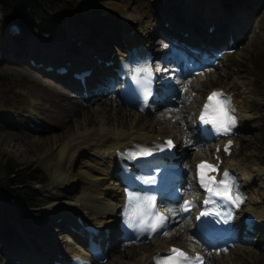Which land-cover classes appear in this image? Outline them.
Returning a JSON list of instances; mask_svg holds the SVG:
<instances>
[{"label": "rangeland", "instance_id": "rangeland-1", "mask_svg": "<svg viewBox=\"0 0 264 264\" xmlns=\"http://www.w3.org/2000/svg\"><path fill=\"white\" fill-rule=\"evenodd\" d=\"M60 1L63 4L69 2L73 7L69 12L65 11L63 14L62 8H56V12L60 14L59 16L58 13L55 14L56 17H59V25L35 20V26L31 31L27 30L21 23L22 33L18 36H12L9 33L6 16L0 10V158L13 157L22 167L23 165H31L43 180L42 183L35 182L33 184L40 189L42 194L38 196V205L32 209L18 206L15 202H11L10 199L0 195V213L7 218L5 219L6 227L0 232V264H9L11 260L9 259L10 251L15 248L18 251L21 249V244H26V247L34 255H43L46 246L42 239L47 236L53 243L56 242L61 251L73 245V237L66 228H61L57 224L55 215H51L60 210L63 205L64 207H74L75 211L79 210L83 215H88L91 218L94 216L93 211L98 208L96 204L102 203L97 201L99 200L97 197L95 199V197H88L87 195L92 188L87 171L93 172L88 168L91 160H93L91 157L92 150L89 149L88 145L92 143L93 138L86 140L82 145L74 146L71 141L66 142L73 129H82L83 124H86L88 129L94 130L100 125V121L105 123V126L109 127L108 129H117V127L125 129L137 123V128H141L140 125H146L145 129H141V131L150 128L152 131L161 132L163 130L166 132L164 135L167 133L176 135L174 139L179 143L180 148H184L181 134L186 133L187 126L190 127L193 134H197L194 117L205 91L213 86L228 89L237 83L240 88L236 90V97L239 101L244 97L247 99L248 107L245 113L246 115L250 114L249 122L238 126L235 146L231 154L226 156L225 164H234L243 156L249 157V160L253 157L252 159H255L257 163L255 166L259 170L261 168V176L263 177L260 182L255 183V187L262 186L261 189L264 191V67L258 68L262 59L261 56H264V0H217V2L192 0L201 7L210 2L209 7L216 13L212 15L217 18L219 29L228 24L234 28L233 23H241L245 17L249 18L252 25L250 30H245L242 40L238 43L240 46L233 53L226 54L221 65L211 69V72L202 77L199 82L190 81L192 85H188V87L176 85L174 72L168 70L167 66L173 64L172 55L164 59V53H167V49L170 50L168 52L170 54L174 52L168 38L173 37L174 31L167 32V26L163 23L167 21L168 14L182 21L177 22L176 31L178 33L182 29H189V27L197 32L200 29L206 32L209 22L203 23L197 18V23H188L187 16H193L192 14L202 16L201 13L204 12L201 8L193 7L190 0ZM212 2L218 6H214ZM253 5L256 6V10L254 14L248 15L246 8L252 9ZM118 11L124 17L138 19L139 26L141 25L140 27L147 30V34L144 36L146 38L145 43L152 47L155 52L154 61L160 72V77L164 78L163 81H168L170 86H174L176 93V95L173 92L164 93L165 100L157 102L152 111L144 112V115L141 114L139 121L134 120L136 122H133L134 116L128 110L125 111L129 115L123 118L121 115L119 117L118 109L123 108V104L119 106L120 103L114 102L116 104L113 105L115 109L113 106L111 109L107 107L103 109L104 102L102 103L101 99L95 100L91 104V102L81 98L76 90L66 86L63 79L42 74L39 69L30 66L28 61L31 57H34L37 62L44 60L43 48L32 47L33 50L30 53H28L29 47L23 48V51L18 48L15 51L22 58L15 62L10 60L12 55L9 49L11 48H4L9 34L14 43L27 45L28 42L25 40H28L30 36L37 38V34L53 42L55 48L60 46L66 50L65 54H60L57 58L63 59V56L66 55L78 56L81 54L80 60L75 61H78L77 63L79 61L85 62L90 55V47L94 46L93 48L97 50L99 49L98 45L102 48L107 44L111 45L116 39L114 36L118 29L116 25L119 23V19L122 21V17L117 16ZM163 14L166 17H163ZM12 20L16 22L19 19L12 16ZM186 20L188 22H185ZM125 21L122 22L125 23ZM257 25V29L254 30L253 27ZM55 26L58 27L54 28ZM86 28L96 32L93 37L87 38V41L82 44L83 46H78L76 49V47L66 45L70 36H74L79 30ZM131 30H134L133 34H136L140 29L133 28L129 31ZM97 31H103L105 34L102 35V32L97 33ZM99 38L103 39L102 44L99 43ZM225 39L226 37L223 38V42ZM8 40L11 39L8 37ZM56 50L58 49L56 48ZM106 51L108 53L110 50L107 49ZM110 93L114 94V89H110ZM183 95L191 100H185ZM105 96L108 95L105 94ZM58 99L61 100L58 101ZM68 99L84 102L85 107L79 110L80 114L76 118H73L72 115L75 114L73 112L61 111L65 107L69 110L70 104L66 105ZM106 100L111 101L109 97ZM191 104L196 107L193 111L188 107ZM124 107L127 109L126 105ZM87 118H90L91 123H86ZM33 121L37 125H34ZM152 131L148 132L152 134ZM178 133L179 136H177ZM62 142L66 143L68 147H65L67 151H63L60 156L59 147ZM212 146L213 144L209 142H201L197 136L190 148L181 149L186 150L183 161L188 163L186 167L189 169L185 175L186 186L190 185V168L193 161L211 155ZM108 182L111 185L116 184L113 179H108ZM102 187L105 188V186ZM187 190L193 191L192 187H188ZM106 196L100 195L104 203L109 204L115 201L111 196ZM262 200L264 205V198ZM63 211L65 210L61 209L59 214ZM73 215H75L74 212L71 214L68 224L73 220ZM48 225L51 226L50 229L46 228ZM175 229V223H171L169 231L172 230V232L166 237V242L170 241L171 238L169 237L175 232ZM174 240L182 242L178 238ZM263 243L253 246L247 240L237 241L235 245L230 246L229 250L223 251L224 253L214 250L212 253L215 254L211 256L207 264H264V245L261 247ZM238 244L241 248L245 246L250 250L244 252L243 255L239 254L238 248L240 247ZM121 259L120 254L117 256L116 251L111 250L108 260L104 264H111L113 260L112 264H116L115 260Z\"/></svg>", "mask_w": 264, "mask_h": 264}, {"label": "bare ground", "instance_id": "bare-ground-1", "mask_svg": "<svg viewBox=\"0 0 264 264\" xmlns=\"http://www.w3.org/2000/svg\"><path fill=\"white\" fill-rule=\"evenodd\" d=\"M190 1H191L190 4L193 7L198 8V9L201 8V10L203 9L204 12L201 13L202 16H195V14H192L193 16H187V19L189 20V22H188V20H186L185 22L194 24V23H197V21H198L197 18H199L203 23H205V22L215 23V31H214V33L212 32V35L210 37H217L218 40H220L219 35L221 36V34H219L217 32L219 29V25H218L219 22H217L216 21L217 18L214 15H212V14H216V13H214V10H212V8L209 7L210 2H208V4L205 3L204 7H201L198 3L195 4L192 0H190ZM213 1L217 2V0H213ZM213 5L216 7L218 6V4H215V3H213ZM255 5H253L252 9L246 8L248 15L254 14V11L256 10ZM117 16L122 17L121 18L122 21L123 20L125 21V19H126V21L124 23V22L120 21V19H119V23L116 25V27L118 29H117L116 35H114L116 39L113 41V43H111V45L107 44L105 47H102V48L100 47V45H98L99 49H97V50H96V48H93L94 46L90 47L89 51H91V52H90L89 57H87V60L85 61V63L82 64V61L78 63L82 66L83 65L88 66V65L92 64L91 76L87 78V87L89 88L88 89V95H87V97H85L84 95H82L81 92L79 94H80L81 98H84L89 103L91 102V104L95 100L99 101L101 99L102 103L104 102V105H102L103 109H105L106 107L111 109L113 105L120 103L119 104V106H120L121 104H123V108L118 109L119 113H120L119 117L122 116L121 118H123V117H126L127 115H129L125 111V110H128V112L134 116L132 118L133 122H136L134 120L139 121V118H141V116L144 115L143 111L140 112L136 109H133L130 106L128 107L124 103L123 99L118 96L117 93H114V94L110 93V87L111 86H110L109 81L112 80L113 76L112 75L108 76L107 74H112L111 73L112 67L115 66V64L114 65H105L102 62L96 61L97 57H102L107 53V51H106L107 49L110 50V52H112L114 49L117 50L116 56H115V60H117L119 55L121 53L125 52V50H122L123 52L121 50H119L118 45H125V46L130 47L131 45L138 44V42H140L143 46L149 48V45L145 43L146 38L144 37L147 34V30L140 27L141 25L139 26V20L133 19L132 17L130 18L128 16L124 17L122 14H120L119 11L117 12ZM164 16H165V14H163V17ZM166 19H167V21L170 22V24H172V28L166 27L167 32L176 30L177 26H178L177 22L181 21L180 19L177 20L176 17H171L168 14H167ZM168 19H170V20H168ZM242 21H241V23H239V22L234 23V27H236V31L240 34L246 28V24L248 23V17H245V19H243ZM186 25H184V26H186ZM133 28H136V30L137 29H140V30L136 34H129L128 31L130 29H133ZM197 28L200 29L199 27H197ZM70 30H71V28H70ZM187 30H189V33L190 32L192 33L193 36H191V38H194L193 39L194 41L197 39V42L200 41V38H202V37H209L207 32L205 33L202 29H200L199 32H197L196 30H193L192 27H189V29H187ZM95 32L96 31H94V30L90 31L87 28L79 30L77 32V34H74V36H70L68 44H66V45L71 46V47H76V49H77L78 46H80V47L83 46L82 44L85 41H87V38H90V36L93 37L95 35ZM98 32H100V31H97V33ZM101 32L100 33L102 35L105 34L103 31H101ZM149 34H148V36H149ZM114 36H112V37H114ZM173 36H175L174 39H175L177 45L180 44L183 37L181 35H178L175 31H174ZM8 37L11 40H8ZM8 37L6 39V42H5L6 44H5L4 48L5 49L11 48V49H9L10 53L12 55V57H10V60L14 61V62L18 61L19 58L20 59L22 58V56H19V54H17L18 52L15 51L18 48H19V50L23 51V48L27 49L29 47L28 53L32 52V50H33L32 47H40L41 49L43 48L44 49L43 54L45 56L44 59H48V60H51L53 62H55L56 59L60 60V58H57V57H59L60 54L66 53L65 52L66 50L61 48L60 46H57L56 48L58 50H56L55 45L53 46V42L48 41L43 36L41 37L37 34H36L37 38L30 36V38L28 40H25V42L26 41L28 42V45L25 43L16 44L12 41L10 34L8 35ZM143 38H145V39H143ZM102 41H103V39L99 38V43L102 44ZM169 51H170L169 49L166 50L167 53ZM93 53H98V56L94 57ZM69 56L70 55L63 56V61L70 59L74 65H77L76 63L78 61H75L77 59L76 58L73 59L72 58L73 56H70L71 57L70 58ZM43 57H41V58H43ZM167 67H168V70H172L171 64ZM155 69L158 71V67L155 66ZM40 72L42 74L49 75L52 77H58L60 79H63V81H68L67 75H57L56 73H54L52 71L46 72L44 69L40 70ZM207 74H208L207 72L199 73V75L197 77H194L192 80L191 79H189V80H191V82L193 80L199 82L201 80V78L206 76ZM101 75H103V77L101 78L102 81H100V80L96 81V79H94L95 77L100 78ZM106 75H107V77H106ZM65 76H67V77L65 78ZM163 80H164V78L163 79L160 78L159 82H158L160 92H164V90L168 91L170 89L174 90V87H169L170 84L168 83V81H166V80L163 81ZM191 82L190 81L186 82L183 80H179V78H177V82L175 84L188 87V85H192ZM54 83H57V82H54ZM72 85L74 86V88H76V91H79V88H78L76 82ZM239 88H240L239 84L235 83L231 87H229L227 92L232 95L233 104L235 106H237L239 124L245 125L246 123L249 122L250 114L246 115V113H245V111L248 107L247 102H246L247 99L244 97L242 100L239 101V99L236 97V90H238ZM105 94H107L108 96H105ZM108 97L111 100L109 102L106 100V98H108ZM183 98L187 101L191 100L189 97H186L185 95H183ZM204 98H205V95L203 96V99ZM59 100H61V99H58V101ZM159 101H161V98H160V100L153 101L152 104L149 105L148 109H150V111H152L153 107ZM67 102L68 103H66V105L70 104L69 110L66 109V107H65L61 111L67 112V113H69V112L75 113L73 115L71 113L73 118L78 117L80 114L79 110H81L83 107H85V105L83 104L84 103L83 101L82 102L81 101L75 102L73 100L68 99ZM114 102H116V104ZM124 105L127 106V109L124 107ZM188 107H190L191 111L195 110V108H196V107H194L193 104L189 105ZM113 108H114V106H113ZM76 112H77V114H76ZM157 119H158V117H157ZM166 120H168V119H166ZM86 123H88V124L91 123L90 118H87ZM33 124L37 125V123H35V122ZM99 124L100 125L97 126L94 130L88 129L86 127V124H83L82 129H79V130L77 128L73 129V131L70 134V138L68 140H66V142L71 141L72 145H74V146L80 145V144L82 145L84 142H86V140H88V139L91 140V138H93L92 143L90 145H88L89 149H91L93 151V152L91 151V153H92L91 157L93 160H91L92 161L91 164L88 163L89 164L88 168L90 170H93V172L87 171L88 175L91 179V185H92L91 191H90V193L88 192L87 195H88V197H93V198L95 197V199L97 197L99 199L97 201H101L102 203L96 204V206L98 208L95 211H93V214H94L93 217L90 218L88 215H84V219H85V221H91L92 223L94 222L96 225H99V226L102 225L104 227H106V226L109 227L110 232H109V237L107 238V240L110 242L109 252L111 250H115L117 256H118V254H120V256L122 258L121 260H115L116 264H154V261H153L154 256L156 254H158L160 250L166 249L168 247V245H170V243H175V244H178L180 246H184L187 249L194 250V248L197 247L195 244V241H197V239H196V233L194 232L195 230L193 227V222L190 220L191 214H188L187 216L182 217L181 213L176 217H172V219H171L172 222L175 223L176 229H175V232L172 233L171 236L169 237V238H171L169 242H166L167 236L162 235V236H159L158 238L149 239L148 242H146V244L145 243L144 244L128 243L126 246H124L123 244L122 245L121 244L120 245L115 244V243H117L116 242L117 241V236H116L117 231L114 230L113 225H114V223H116L119 220V218L117 216L119 213V210H117V208H118L117 204H118V200L123 198V194H121V192H120L121 190L119 191L120 186H118V185L116 186L115 183H114V185H111L110 182H108V179L109 180L113 179V176L115 175V173L117 171L116 170V166H117L116 160H117L118 151L123 150L124 147L130 146L132 144H135V145H137V144L142 145L143 144V145H147L149 147H155L158 145L157 143L163 141L164 137H166V136L176 137V135H173L172 133H167L166 135H164L166 132H164L163 130L161 132L158 130L152 131L150 128H148V130L146 129V130L141 131V129H145L146 125H143V126L140 125L141 128L140 127L137 128V126H136L137 123L129 126L128 128H125V129L119 128V127H117V129H114V128L108 129L109 127H106L105 123H102L101 121ZM121 125H123V124L121 123ZM187 127H188L187 130H185L186 133L181 134V139H182V143H183L182 146L184 148H180V149L190 148L194 144L195 140L197 139V134H193L190 131V127L189 126H187ZM148 131H152V134H150ZM179 135L180 134L178 133L177 136H179ZM214 145H215V143H214ZM66 146H67L66 143H64V142L60 143V147H59L60 156L62 155L63 151H67V150H65ZM180 149H178V150H180ZM183 151L184 152L181 153L182 156L185 155L186 150H183ZM212 152L214 153V149ZM252 158H251V160H249V157L243 156L239 159L238 162H235L234 164L228 163V165L231 166L232 170L237 174V177L241 179V184L244 186V189H246V191H247V198H246L247 201L241 207L240 213L242 214V216L247 215L248 213H251L253 216H255L258 224L261 226V227L259 226V230L256 233H254V235H253L254 237L251 240H248V237L246 235L238 236L239 237L238 240L240 242L248 240V243L250 245L254 246V245H256L258 243H262L264 241V205H263V200H262L264 198V191H262V189H261V188H263L262 186L255 187V183L257 181L260 182L261 179H263V177L261 176V168L259 167L260 168V170H259L258 167L255 166V165H257L256 160L255 159L253 160ZM183 164L185 167L188 166L187 162L183 163ZM116 183H118V182H116ZM102 186H105V188ZM192 189L194 192H196L195 187ZM185 191H186V194L187 193L192 194V192L187 190V186L185 187ZM100 195H107V196L109 195L112 198H114L115 201L112 203H109V204L104 203V200L101 199ZM109 200H110V198H109ZM259 200H260V202H259ZM73 208L64 207L62 205L61 209L65 210V211H63V213L61 212V214H59L61 211V209H60L57 212L53 213V215H51V216L55 215V218H57V220H56L57 224L60 225L61 228L64 227L67 230H69L68 221H70L71 214L73 212H74V214H76V212L79 211V210L75 211V209H73ZM73 216H75V215H73ZM58 217L60 219H58ZM239 219H241V217ZM71 222L76 223L75 217H73V220H71ZM241 224H243V222H241ZM48 226L46 228L50 229L51 226H49V227ZM241 228H242V225H241ZM240 231L242 232V229ZM170 232H172V230L169 231V234H170ZM43 237H44V235H43ZM176 238H178L179 240L181 239L180 241H182V242L175 241L174 239H176ZM42 241L45 243L44 245L47 247V253L46 254L39 255V256L34 255L33 252H31L30 249L28 247H26V244H21V249H18V251L16 248L13 251H10V253H9L10 258L9 259H11V260L9 261V264H26L27 262L38 263V264H49L48 260H50V257H56L57 259L62 260V263H63L64 259H66L69 255L75 256V255L82 254L81 250L77 247L76 244L70 245L69 247H66L65 249H63L61 251L59 249V246L56 244V242L53 243V241H51V239H49L48 236L44 237L42 239ZM22 245H23V247H22ZM233 245H235V243ZM126 247H127V249H125ZM239 247H240V245H239ZM229 248L220 250V252L224 253L223 251H227V250H229ZM238 249H239V254H242V255L247 250H250L249 248H247L245 246L242 248L240 247ZM213 254H215V253H212V252L207 253L205 261L209 262L211 259V256H214ZM48 256H50V257H48ZM17 258H18V261L15 260ZM113 262H114V260H113ZM99 264H104V262L99 263Z\"/></svg>", "mask_w": 264, "mask_h": 264}, {"label": "snow or ice", "instance_id": "snow-or-ice-1", "mask_svg": "<svg viewBox=\"0 0 264 264\" xmlns=\"http://www.w3.org/2000/svg\"><path fill=\"white\" fill-rule=\"evenodd\" d=\"M145 86L148 81H144ZM234 109L231 107V100L222 91L211 92L203 105L200 121L204 124H210L218 134H228L236 124ZM169 148L175 147L171 140L165 142ZM232 142L228 141L225 145V151L230 149ZM132 159H139L152 155L149 151L135 152L130 154ZM219 170L218 165L208 161H201L197 165L198 183L204 189L206 195L202 201L205 205H211L219 201L226 204L239 206L243 202V197L235 188L234 181L230 180L229 173L225 170L222 177L217 180L215 176L209 173H215ZM192 201L184 200L177 208H167L165 212L158 209L156 197L146 196L130 192L127 197V206L125 211V223L132 229L138 230L140 234L152 236H168V224L172 217L180 213L190 211ZM211 215L209 211H201L197 219ZM156 264H204V258L197 252L190 255L188 252L176 246H171L164 256L157 254L154 257Z\"/></svg>", "mask_w": 264, "mask_h": 264}, {"label": "trees", "instance_id": "trees-1", "mask_svg": "<svg viewBox=\"0 0 264 264\" xmlns=\"http://www.w3.org/2000/svg\"><path fill=\"white\" fill-rule=\"evenodd\" d=\"M66 4L60 0H0V10L7 21L14 15L27 30H32L35 20L58 24L60 14L56 12V8H62V14L69 12L73 6L69 2ZM261 58L258 68L264 67V56ZM35 182L42 183L43 180L31 165L22 167L13 157L0 158V195L18 206L32 209L38 205V196L42 194L40 189L33 185ZM5 219L7 218L0 213V232L6 227Z\"/></svg>", "mask_w": 264, "mask_h": 264}]
</instances>
